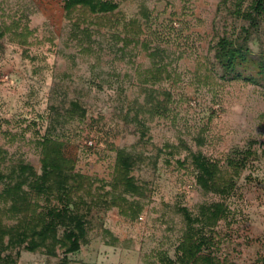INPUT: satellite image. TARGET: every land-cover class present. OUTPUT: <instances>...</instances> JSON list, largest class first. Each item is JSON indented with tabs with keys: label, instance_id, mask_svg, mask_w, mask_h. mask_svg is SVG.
Segmentation results:
<instances>
[{
	"label": "rangeland",
	"instance_id": "374dc122",
	"mask_svg": "<svg viewBox=\"0 0 264 264\" xmlns=\"http://www.w3.org/2000/svg\"><path fill=\"white\" fill-rule=\"evenodd\" d=\"M64 1L0 0V194L20 165L41 173L40 142L49 138L93 180L92 195H81L88 209L79 210L87 241L67 264L175 262L187 229L180 210L196 218L214 204L225 207L216 226L194 224L211 238L203 254L219 264H261L264 80L223 78L213 55L218 39L246 33L252 53L264 54V17L249 29L234 14L236 0H109L118 6L113 14L68 19ZM119 150L134 159L140 197L111 193ZM194 154L217 163L232 181L229 194L198 186ZM113 196L139 212L108 207ZM9 206L0 197V222L12 227ZM62 257L20 249L17 264Z\"/></svg>",
	"mask_w": 264,
	"mask_h": 264
},
{
	"label": "trees",
	"instance_id": "16d2710c",
	"mask_svg": "<svg viewBox=\"0 0 264 264\" xmlns=\"http://www.w3.org/2000/svg\"><path fill=\"white\" fill-rule=\"evenodd\" d=\"M228 1L230 0H221V3L226 4ZM236 1L238 6L234 14L248 22L249 29H257L264 17V0H253L249 10L244 11L241 6L246 0ZM117 9V4L109 0H65L63 5L64 15L68 19L74 17L76 12H81L82 20L86 16L106 17ZM213 58L223 78L241 80L253 85L264 80V54L252 53L247 45V33L240 40L225 36L218 39ZM84 114L82 111L81 116ZM40 145L41 173L38 175L32 167L20 165L12 173L16 182L0 194L1 198L10 203L7 213L15 220L12 227L0 222V264H17L20 249L29 253L43 251L49 257H57V252L60 251L63 254L61 263L67 264V256L78 252L87 241L86 224L79 210L81 206L87 207L81 195H92L93 180L75 172L74 163L64 157L60 142L43 138ZM191 161L198 171L197 184L203 191L219 195H227L232 191V181L222 175L217 163L199 154L192 155ZM133 165L132 156L123 150L117 152L110 184L112 194L120 192L131 197L142 195L140 186L131 176ZM5 178L0 172V183ZM25 186H28L29 192L24 190ZM32 197L44 199L45 205L42 206ZM107 205L119 208L124 216L139 212L135 204L129 203L122 196H113ZM180 211L187 229L177 247L176 261L160 257L158 264H219L212 256L203 254L211 238L199 230L214 228L224 216L225 207L222 204L204 206L196 218H191L186 209ZM195 223L201 225L199 230L195 228ZM9 249L18 250L15 258L10 254L3 255ZM260 263L264 264V256Z\"/></svg>",
	"mask_w": 264,
	"mask_h": 264
},
{
	"label": "built area",
	"instance_id": "2783aa9c",
	"mask_svg": "<svg viewBox=\"0 0 264 264\" xmlns=\"http://www.w3.org/2000/svg\"><path fill=\"white\" fill-rule=\"evenodd\" d=\"M89 145H91V142H89Z\"/></svg>",
	"mask_w": 264,
	"mask_h": 264
}]
</instances>
